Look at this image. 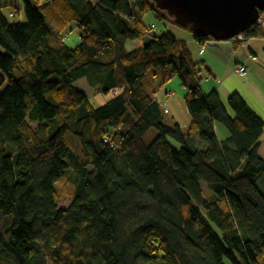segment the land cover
<instances>
[{
  "label": "trees",
  "instance_id": "trees-1",
  "mask_svg": "<svg viewBox=\"0 0 264 264\" xmlns=\"http://www.w3.org/2000/svg\"><path fill=\"white\" fill-rule=\"evenodd\" d=\"M147 13L213 39L150 0H0V264H264V119L237 92H204V62ZM260 36L254 24L233 40ZM149 71L179 78L189 122L147 91ZM81 78L107 99L94 106Z\"/></svg>",
  "mask_w": 264,
  "mask_h": 264
},
{
  "label": "crops",
  "instance_id": "crops-1",
  "mask_svg": "<svg viewBox=\"0 0 264 264\" xmlns=\"http://www.w3.org/2000/svg\"><path fill=\"white\" fill-rule=\"evenodd\" d=\"M144 19L149 24H155L154 32L156 34L162 32L160 24L153 14L147 13ZM68 27L69 33L64 34L65 39L75 33L77 41L75 40L74 46H76L80 42V30L75 23H71ZM177 36L191 42L195 58L204 62V66L199 67V75L202 76L201 87L204 92L216 90L224 102L231 93L237 92L264 119V37L245 38L235 45L233 39L197 41L192 38L191 34ZM137 44L138 46L141 45L140 42ZM200 45L204 46L202 53L199 52ZM242 63L247 68L246 75H240L236 72V66ZM79 80L86 81L85 78ZM174 93L173 90H166L165 93H162L161 89L156 91L154 96L165 103L179 122L187 123L191 120V116L184 102L180 104L179 98L176 100L177 98L174 97L176 93ZM219 125L218 122L215 123V130L218 140L223 141L229 137V132L222 130ZM263 137L264 130L260 137L259 147V154L264 158Z\"/></svg>",
  "mask_w": 264,
  "mask_h": 264
},
{
  "label": "water",
  "instance_id": "water-1",
  "mask_svg": "<svg viewBox=\"0 0 264 264\" xmlns=\"http://www.w3.org/2000/svg\"><path fill=\"white\" fill-rule=\"evenodd\" d=\"M182 27L214 40H230L256 24L264 0H150Z\"/></svg>",
  "mask_w": 264,
  "mask_h": 264
},
{
  "label": "rangeland",
  "instance_id": "rangeland-1",
  "mask_svg": "<svg viewBox=\"0 0 264 264\" xmlns=\"http://www.w3.org/2000/svg\"><path fill=\"white\" fill-rule=\"evenodd\" d=\"M2 11H3V14L8 18V20L10 22H21V23L26 22V17L24 15L23 10H21L19 13H14V11L12 9L4 8ZM11 13H13L14 15L11 16ZM159 24H160V29L162 31H164L165 29H168L169 31L173 32L175 35H181V36H185V35L190 34V32L188 30L181 28V27H179V26H177L171 22H167L165 20L159 21ZM62 33L63 34L69 33V27H67ZM73 35H74V38H73ZM73 35L67 36L65 41L69 46L74 47L75 40L77 41V35L75 36V33H73ZM78 40H79V38H78ZM139 42L142 44L141 41L130 40L127 44V49L128 50L133 49L134 47L138 46L137 43H139ZM189 47L193 53V44L191 42H189ZM143 83H144V86L146 87L147 91H149L150 93H156V91H159L161 89H162V93H165L166 90H170V91L173 90L176 93V94L174 93L175 94L174 97L177 98L176 100H178V98H179L180 104H181V102L182 103L184 102V104H185L183 97H184V94L186 93V89L181 85L178 77H174L170 81L165 83L164 85L160 86L159 84L157 85L158 77L153 75L152 71H149V72H147V75H146ZM75 86L78 89L84 91L88 95L91 103L94 106H98V105L102 104L108 97L107 95H104L103 93H98L97 90L95 88L89 86L87 81H85V80L77 81L75 83ZM185 106H186V104H185ZM31 123L35 127L38 126L37 122L33 121ZM218 124H220L219 126H220V128H222V130H225V132L226 131L228 132V130L224 127V125H222L221 123H218ZM156 134H157L156 130L154 128L151 129L145 135V141L148 143L151 142L155 138ZM173 143L176 147L178 146V144L176 142H173ZM256 184L261 191H264V174H260L257 177ZM201 186L203 189V195L206 198L210 199L213 195L212 191L210 189H208L207 185L204 182H201ZM73 189H74L73 184L71 182L67 181V185H66V191L67 192L66 193L69 196L72 193ZM69 203H70L69 200L64 198V199L60 200L58 205H59V207H67L69 205Z\"/></svg>",
  "mask_w": 264,
  "mask_h": 264
},
{
  "label": "built area",
  "instance_id": "built-area-1",
  "mask_svg": "<svg viewBox=\"0 0 264 264\" xmlns=\"http://www.w3.org/2000/svg\"><path fill=\"white\" fill-rule=\"evenodd\" d=\"M12 15H13V14L11 13V16H12ZM256 24H262V25H264V15H261V16L258 18ZM155 29H156L155 24H151V30H150V31H154ZM203 51H204V46H203V45H200L199 52L202 53ZM236 72H237L238 74H240V75H246L247 68H246L245 64H243V63H242V64H238V65L236 66Z\"/></svg>",
  "mask_w": 264,
  "mask_h": 264
},
{
  "label": "bare ground",
  "instance_id": "bare-ground-1",
  "mask_svg": "<svg viewBox=\"0 0 264 264\" xmlns=\"http://www.w3.org/2000/svg\"><path fill=\"white\" fill-rule=\"evenodd\" d=\"M218 126V125H217ZM217 130H219V129H217ZM221 130V129H220Z\"/></svg>",
  "mask_w": 264,
  "mask_h": 264
}]
</instances>
